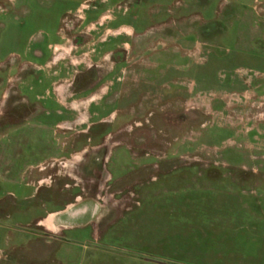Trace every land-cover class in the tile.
Wrapping results in <instances>:
<instances>
[{
    "label": "rangeland",
    "instance_id": "374dc122",
    "mask_svg": "<svg viewBox=\"0 0 264 264\" xmlns=\"http://www.w3.org/2000/svg\"><path fill=\"white\" fill-rule=\"evenodd\" d=\"M82 1L0 0L2 54L17 36L34 46L53 11ZM133 2L112 116L89 130L106 138L61 149L62 109L35 97L45 86L16 94L0 72V123L47 110L18 125L36 136L17 161L0 155V264H264V0ZM71 207L80 217L55 233L37 226Z\"/></svg>",
    "mask_w": 264,
    "mask_h": 264
},
{
    "label": "crops",
    "instance_id": "0c3cea01",
    "mask_svg": "<svg viewBox=\"0 0 264 264\" xmlns=\"http://www.w3.org/2000/svg\"><path fill=\"white\" fill-rule=\"evenodd\" d=\"M92 1L95 0H83L78 6L73 5L74 9L65 7L63 10L58 8L53 11L54 19L51 21L47 19L48 29L44 32V38H41L34 46L27 43L22 46L18 36L11 42L12 50L9 53L2 54L3 49L0 46V72H6L7 81L14 84L11 91L18 94L21 89L24 94L27 93V96L31 97L33 93L45 86L44 96L36 93V99L52 96L53 103L62 109L61 112H55L60 119L55 123L56 131L52 134L57 136V133L61 132L63 137L61 149L67 145L73 146L74 141L79 137L89 136L91 133H94L95 137L102 136L100 138L108 136V134H97L89 130L91 126L107 124L112 116V111L106 113L114 100L115 94L112 87L114 82L118 81L113 74L112 62L114 57L118 60L120 54L129 52L131 39L135 37L133 23L137 16L134 12L139 7L133 0H97V7L88 6V9L81 11L82 5ZM5 2L9 4L12 0H5ZM23 8L24 13H29V7L24 5ZM80 13L82 17L78 15ZM76 18L81 20L78 22ZM67 21L73 24L72 27L65 28L64 24ZM52 23L54 24L50 28ZM55 23L58 24V28H55ZM18 45L21 46L18 47ZM116 63L118 64V61ZM91 74L93 78L90 77ZM25 97L23 95L21 100L27 103V97ZM46 112L45 107H40L38 111L27 114L21 122L22 124L33 122L39 119L40 114ZM21 122L17 123L8 119L5 123H0L5 129L10 130V134H0V155L10 157L9 165L21 157L24 149L27 151L29 141L36 136L18 131L21 127L18 125H22ZM7 136L12 142L2 146V139ZM76 153L72 151L70 157ZM60 160L64 159H61L60 153H55L48 163L52 166ZM44 166L46 165H43V162L36 164L38 167L36 185H42L48 176L41 175L46 170ZM27 167L20 174L24 173ZM68 205L72 206L71 203ZM80 215V210L75 212L72 207L64 208L47 213L45 217L38 220L37 226L55 233V228L64 227V224Z\"/></svg>",
    "mask_w": 264,
    "mask_h": 264
},
{
    "label": "built area",
    "instance_id": "2783aa9c",
    "mask_svg": "<svg viewBox=\"0 0 264 264\" xmlns=\"http://www.w3.org/2000/svg\"><path fill=\"white\" fill-rule=\"evenodd\" d=\"M88 9V6L86 4L82 5L81 10Z\"/></svg>",
    "mask_w": 264,
    "mask_h": 264
}]
</instances>
